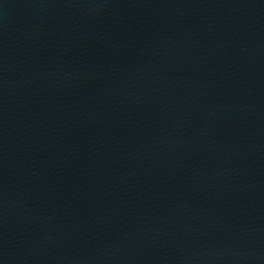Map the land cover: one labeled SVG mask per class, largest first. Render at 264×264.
Here are the masks:
<instances>
[{
  "label": "water",
  "instance_id": "1",
  "mask_svg": "<svg viewBox=\"0 0 264 264\" xmlns=\"http://www.w3.org/2000/svg\"><path fill=\"white\" fill-rule=\"evenodd\" d=\"M0 264H264V0H0Z\"/></svg>",
  "mask_w": 264,
  "mask_h": 264
}]
</instances>
